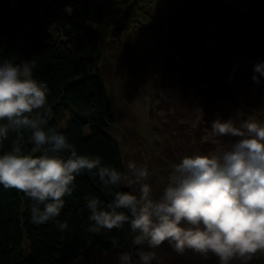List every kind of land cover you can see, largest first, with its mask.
Wrapping results in <instances>:
<instances>
[{
    "label": "clouds",
    "instance_id": "9594fccd",
    "mask_svg": "<svg viewBox=\"0 0 264 264\" xmlns=\"http://www.w3.org/2000/svg\"><path fill=\"white\" fill-rule=\"evenodd\" d=\"M35 65L27 59L0 61V143L9 132L31 130V141L40 155L23 153L18 142L0 154V185L22 191L35 201L31 221L43 224L55 220L71 196L77 175L93 172L105 187L126 182L139 185L138 193L116 192L106 206L96 197L87 199L90 231L100 233L129 225L133 244L158 248L168 242L177 253L185 250L219 264H248L264 253V124L244 120L236 126L231 119H215L205 139L227 136L235 142L227 150L212 154L185 155L172 165L169 182L158 198L145 181L149 171L134 162L127 175L101 165V158L78 155L67 138L44 129L50 115L46 82L33 76ZM264 76V62L254 65ZM252 79L259 82L258 77ZM62 152H70L66 158ZM61 231L67 222H60ZM155 252H143L142 264H151ZM127 254L121 257L129 264Z\"/></svg>",
    "mask_w": 264,
    "mask_h": 264
},
{
    "label": "trees",
    "instance_id": "16d2710c",
    "mask_svg": "<svg viewBox=\"0 0 264 264\" xmlns=\"http://www.w3.org/2000/svg\"><path fill=\"white\" fill-rule=\"evenodd\" d=\"M147 1L154 4L157 0H122L104 20L108 0H0V61L27 59L35 65L34 78L46 82L49 89L50 115L44 129L63 134L78 155L99 156L101 165L115 168L122 175L124 164L120 147L108 131L116 122L112 103L102 75L97 68L95 72L92 68L96 66L94 56L103 37L130 32L138 22L147 24L153 21L152 15L144 10L143 4ZM186 2L192 29L199 39L206 29L213 28L223 44L243 47L241 51H245L244 48L252 49L259 39L251 38L253 31L256 36L260 32L264 36V13L257 14L260 17L258 22L250 17L258 8L257 4L246 14L219 4L222 10L217 13L206 9L208 18L199 26L195 11L199 12L202 5L193 0ZM261 4L264 10V1ZM219 17L224 20H216ZM102 24L103 31L93 27ZM247 30L251 43L245 45L238 37ZM205 45L200 50L205 55H213V49L207 43ZM260 49H264V45ZM206 65L205 60L196 61L195 69ZM216 66L212 61V68ZM205 79L210 86L214 82L212 91L216 93L210 92L211 97L225 92L218 78L214 81ZM215 98L218 99V95ZM30 137L29 129H22L19 133L10 130L8 138L0 143V154L10 151L18 142L23 153L40 155L41 151L35 150ZM234 139L230 140L231 145ZM60 155L66 158L70 152ZM94 173L95 170H85L77 175L73 192L64 198L60 215L39 225L31 221V207L35 201L22 191L5 190L0 185V264H73L85 262L94 253L110 252L127 254L130 261L139 263L141 253L148 251L155 252L151 262L155 263L158 248L134 245L135 234L128 224L111 231H90L93 222L86 206L88 198H98L103 207L113 201L116 192H132L122 183L105 187ZM65 221L68 227L61 231L58 224ZM165 244L168 249L172 248L168 242ZM169 261L172 264L173 261ZM213 264H219L218 260L214 259Z\"/></svg>",
    "mask_w": 264,
    "mask_h": 264
},
{
    "label": "rangeland",
    "instance_id": "374dc122",
    "mask_svg": "<svg viewBox=\"0 0 264 264\" xmlns=\"http://www.w3.org/2000/svg\"><path fill=\"white\" fill-rule=\"evenodd\" d=\"M121 1L108 0L104 20L110 10L120 6ZM186 1L144 2V10L152 15L153 21L147 24L138 22L130 32L118 36L103 37L94 56L96 66H93V72L97 68L102 75L116 118L108 131L118 141L124 164L123 175H127L130 161L138 167H146L150 175L145 182L152 186L153 198L162 194L169 182L172 165L181 157L229 149L234 137H215V142L205 139L211 132L213 120H235L236 126L244 120L264 124V76L254 72V65L264 62V49H260L264 45V36L261 32L256 36L253 31L251 38L259 39L252 49L244 48L245 51H241L243 47L223 44L213 28L203 32L199 27L203 32L199 39L192 29ZM193 1L203 8L195 11L199 26L208 18L206 9L218 13L222 10L219 4L245 14L257 4L258 8L250 16L252 21L258 22V16L264 13L261 9L264 0ZM216 20L224 19L219 17ZM103 26L93 25L102 31ZM249 36L247 30L238 38L247 45L251 43ZM205 43L213 49V55H205L200 50L206 47ZM201 60L207 65L195 69L196 61ZM212 61L217 64L214 69ZM253 75L259 82L252 79ZM205 78L210 81L218 78L222 82L225 92L217 94L218 99L215 98L217 95L211 97L210 94L216 93L212 91L214 82L210 86ZM122 184L134 194L138 193L139 185ZM158 250L156 262L151 264H166L167 261L170 264V259L172 264H213L217 259L211 254L204 258L191 250L180 254L173 247L168 249L165 242ZM122 256L117 252L94 253L85 262L73 264H124ZM129 264H142V261L134 263L129 259ZM248 264H264V253H258Z\"/></svg>",
    "mask_w": 264,
    "mask_h": 264
}]
</instances>
